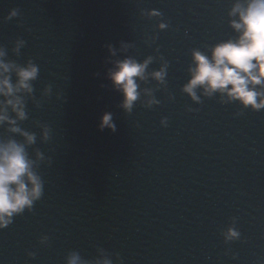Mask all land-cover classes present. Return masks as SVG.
Listing matches in <instances>:
<instances>
[{
	"label": "water",
	"instance_id": "obj_1",
	"mask_svg": "<svg viewBox=\"0 0 264 264\" xmlns=\"http://www.w3.org/2000/svg\"><path fill=\"white\" fill-rule=\"evenodd\" d=\"M236 2L0 0L2 59L39 66L16 126L36 135L30 158L45 156L36 168L44 194L0 229V264H64L68 250L114 264V253L122 264L264 261V109L205 95L202 86L199 100L183 91L193 49L210 56L215 44L238 37L230 24L238 17L229 15ZM148 56L140 97L125 112L107 71L113 60ZM165 63L164 81L155 80L150 73ZM150 98L159 102L148 105ZM105 111L115 132L97 126ZM41 124L51 128L47 142ZM9 128L0 124V141L23 142ZM231 217L241 238L225 242L220 230ZM42 234L47 246L38 243Z\"/></svg>",
	"mask_w": 264,
	"mask_h": 264
},
{
	"label": "clouds",
	"instance_id": "obj_2",
	"mask_svg": "<svg viewBox=\"0 0 264 264\" xmlns=\"http://www.w3.org/2000/svg\"><path fill=\"white\" fill-rule=\"evenodd\" d=\"M149 14L160 15L155 10H150ZM10 15L15 16V10ZM229 15L238 17L230 21L231 27L239 33L238 37L215 44L210 56L193 49V64L189 69L191 77L183 86V91L193 100H199L196 89L202 86L205 95L220 92L229 101H238L243 108L259 111L264 109V0H237ZM168 27L167 23H158L160 30ZM24 43L22 39L19 40L16 51ZM107 47L111 55L115 56L116 50L111 45ZM4 55V51L0 50V97H3L0 100V124L7 122L10 125L9 131L19 133L23 142L14 139L0 141V229L10 225L13 218L25 210L31 212L34 203L42 198L44 181L36 168L37 162L45 159L40 150L35 153L36 159L30 158L26 146L35 143L36 135L16 126L17 120L26 119L25 95L32 96L34 92L32 82L39 76V66L31 58L23 65L5 61L2 59ZM152 59L148 56L137 62L132 57H125L112 61L113 66L108 69L107 76L113 87L121 93L120 107L125 112H131L134 102L140 97L138 80L145 79ZM12 73L15 74L14 82ZM150 75L163 82L166 63L158 70H153ZM51 93V84H46L42 95L48 97ZM158 102L152 98L147 101L148 105ZM39 106L38 103L37 107ZM9 109L15 113V118L9 116ZM160 124L166 126L167 117H162ZM97 126L101 130L107 128L115 132L116 124L112 113H102ZM40 127L41 138L47 142L51 136V128L47 124H41ZM220 234L225 242L241 238L235 217L230 218ZM38 243L47 246L48 235H40ZM27 255L34 257L35 252L27 251ZM114 256L117 264H122L119 253H114ZM64 264H114V261L111 256L99 254L86 259L78 251L68 250L64 256ZM260 264H264V261H260Z\"/></svg>",
	"mask_w": 264,
	"mask_h": 264
}]
</instances>
